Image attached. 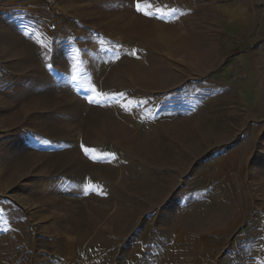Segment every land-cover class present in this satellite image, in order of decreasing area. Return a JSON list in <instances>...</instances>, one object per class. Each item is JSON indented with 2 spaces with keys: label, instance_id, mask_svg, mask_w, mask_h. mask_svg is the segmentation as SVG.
I'll return each mask as SVG.
<instances>
[{
  "label": "rangeland",
  "instance_id": "obj_1",
  "mask_svg": "<svg viewBox=\"0 0 264 264\" xmlns=\"http://www.w3.org/2000/svg\"><path fill=\"white\" fill-rule=\"evenodd\" d=\"M59 9L0 0V264H264V0Z\"/></svg>",
  "mask_w": 264,
  "mask_h": 264
},
{
  "label": "snow or ice",
  "instance_id": "obj_2",
  "mask_svg": "<svg viewBox=\"0 0 264 264\" xmlns=\"http://www.w3.org/2000/svg\"><path fill=\"white\" fill-rule=\"evenodd\" d=\"M136 9H137V11H143V7H142V5L139 2L136 4ZM157 11H159V9H157ZM145 14H149V13H145ZM74 51L78 52V50H74ZM73 60L76 61V63H74L73 66H72L73 67V75L71 76V79L73 81H75L77 79L75 71H76L77 64L79 63V61L77 60L76 56H73ZM92 93H93V95L88 97L89 102L99 103L100 99L103 98L104 95H105L104 93L97 91L94 87L92 88ZM121 95H123V94H121ZM83 150H84L86 155L90 154V153H96L95 149H89V148L84 147ZM108 155H110V154L93 155V159L104 158V157H106ZM100 191L102 192V188L100 189Z\"/></svg>",
  "mask_w": 264,
  "mask_h": 264
},
{
  "label": "built area",
  "instance_id": "obj_3",
  "mask_svg": "<svg viewBox=\"0 0 264 264\" xmlns=\"http://www.w3.org/2000/svg\"><path fill=\"white\" fill-rule=\"evenodd\" d=\"M64 1L65 0H43L46 7L56 16H60L62 14L59 8Z\"/></svg>",
  "mask_w": 264,
  "mask_h": 264
},
{
  "label": "trees",
  "instance_id": "obj_4",
  "mask_svg": "<svg viewBox=\"0 0 264 264\" xmlns=\"http://www.w3.org/2000/svg\"><path fill=\"white\" fill-rule=\"evenodd\" d=\"M235 55H236V54H235ZM235 55H234V56H235Z\"/></svg>",
  "mask_w": 264,
  "mask_h": 264
}]
</instances>
